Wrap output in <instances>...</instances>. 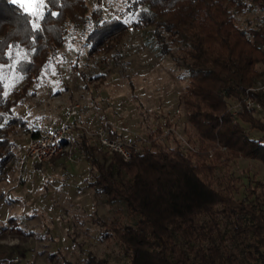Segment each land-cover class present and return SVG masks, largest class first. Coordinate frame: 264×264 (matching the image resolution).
<instances>
[{"label":"trees","instance_id":"obj_1","mask_svg":"<svg viewBox=\"0 0 264 264\" xmlns=\"http://www.w3.org/2000/svg\"><path fill=\"white\" fill-rule=\"evenodd\" d=\"M126 3L118 16L103 18L99 4L89 11L86 0H46L37 19L22 15L10 0H0V182L7 180L16 156L11 134L24 122L13 107L63 46L64 23L80 29L90 54L116 52L129 20L139 28L153 26L160 53L171 56L187 75L181 94L190 124L185 131L199 136V149L186 150L175 136L168 143L160 135L166 121L156 125L139 152L131 148L128 161L97 143L101 161L89 137L74 131L77 147L96 170L88 186L123 202L135 217L133 223L102 222L104 236L119 241L125 264H264L263 182L250 179L244 195L236 197L241 180L228 166L239 156L264 162V135L251 137L242 122L263 133L264 123L229 109L247 96L264 106V88L251 90L264 84V0ZM250 11L262 12L261 18L245 17L240 23ZM11 72L25 81L21 92L12 90L13 99L5 92ZM216 141L226 150L215 148L210 157ZM0 264L17 263L1 257ZM87 264L111 263L89 253Z\"/></svg>","mask_w":264,"mask_h":264},{"label":"rangeland","instance_id":"obj_2","mask_svg":"<svg viewBox=\"0 0 264 264\" xmlns=\"http://www.w3.org/2000/svg\"><path fill=\"white\" fill-rule=\"evenodd\" d=\"M86 1L89 11L99 4L103 18L118 16L127 4L126 0ZM45 4L46 0L29 5L36 12L34 17L41 16ZM261 16L262 12L250 11L239 22L243 23L245 17L259 20ZM128 22L129 30L120 34L116 52L100 50L90 54L80 29L67 20L63 46L13 107L14 114L24 122L11 134L16 156L7 180L0 182V258L17 264H87L89 253H93L111 264L127 262L119 241L104 236L106 228L102 222L133 223L135 217L123 202L110 201L105 193L88 186L96 173L92 163L86 157L78 163L54 159L38 168L25 157L32 129L38 134L50 131L61 123L73 104L90 105L81 111L89 130L108 119L122 131L123 138L139 134L142 138L135 140L143 143L149 141L150 132L156 133L157 124L167 121L169 124L163 126L160 135L168 143H173L171 137L175 136L186 150L199 149V136L194 131L189 136L185 131L190 130V124L181 94L187 75L171 56L160 53L152 35L153 26L139 28ZM24 84L20 76L11 72L6 95L13 99L12 90L21 92ZM251 116L264 123V112ZM242 124L251 137L264 135L249 123ZM87 137L99 149L95 139ZM74 146L83 152L75 137ZM215 148L226 150L216 141L209 150L210 157ZM99 150L96 156L104 161ZM228 166L232 175L241 180L236 197L244 195L250 179L262 181L264 190V162L239 156Z\"/></svg>","mask_w":264,"mask_h":264},{"label":"built area","instance_id":"obj_3","mask_svg":"<svg viewBox=\"0 0 264 264\" xmlns=\"http://www.w3.org/2000/svg\"><path fill=\"white\" fill-rule=\"evenodd\" d=\"M264 84L258 83V86L251 90L262 89ZM90 105L73 104L63 117L61 123L43 134H35L37 130L32 129L26 146L25 157L34 163L46 165L54 159H63L67 162L78 163L85 159V153L79 152L74 146L73 132L82 131L87 136L95 139L96 143L105 147L109 153L119 152L125 160L131 158V148L134 152L141 150L142 141L136 142L135 138H142L139 134H132L130 137H122L118 127L108 119L102 121L94 130H89L81 117V111L87 110ZM233 115L242 112L251 115H261L264 112V106L253 97L247 96L243 99L234 101L229 107ZM110 129L113 133L110 134Z\"/></svg>","mask_w":264,"mask_h":264},{"label":"snow or ice","instance_id":"obj_4","mask_svg":"<svg viewBox=\"0 0 264 264\" xmlns=\"http://www.w3.org/2000/svg\"><path fill=\"white\" fill-rule=\"evenodd\" d=\"M43 0H10V3L17 6V10L21 11L22 15L28 17H34L36 12L34 10H30V4H40ZM50 2L55 3V0H50ZM55 15V12L52 13ZM127 23V21H125ZM35 27V25H34Z\"/></svg>","mask_w":264,"mask_h":264}]
</instances>
